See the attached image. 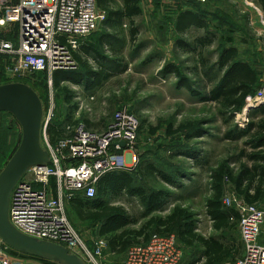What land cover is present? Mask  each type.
Returning <instances> with one entry per match:
<instances>
[{"label":"rangeland","instance_id":"rangeland-1","mask_svg":"<svg viewBox=\"0 0 264 264\" xmlns=\"http://www.w3.org/2000/svg\"><path fill=\"white\" fill-rule=\"evenodd\" d=\"M193 2L141 0L142 14L135 20L137 37L134 42L130 41L127 26L122 28L120 35L124 43L121 57L128 67L127 72L95 86L92 91L70 82L61 84V88L72 95L73 105L78 108L82 102L86 107L78 112L75 109L71 121H66L68 106L64 94L54 88L53 78L50 79L46 72L10 81L4 76L6 60L0 57V86L15 83L28 86L40 100L43 111L51 100L55 106L53 125L60 128L79 121L101 130L115 113L125 110L132 114L139 125L138 162L132 170L125 169V172L132 175L134 186L140 187L147 196L161 192L164 200L155 211H148L139 198L122 192L119 196L106 197L104 203L124 211L133 221L126 230L132 232L141 231L152 219L166 218L176 208L184 210L192 217L194 234L232 247V255L222 263L230 264L243 255L238 225L234 222L225 232H215L205 206L212 194L213 171L224 167L234 176L241 167L251 165L247 157L253 151L247 146V139L239 136L253 122L252 109L251 113L244 110L251 103H246L239 113L229 114L216 103H205L201 99L207 97L221 77L215 65L224 47H234L238 58L254 69L259 76L255 94L261 90L264 84V25L256 11L259 8L256 0H205L201 6ZM187 9L206 21L207 32L215 38L213 44L202 51H194L195 40L204 37L205 31L193 28L180 35L176 30L177 14ZM102 29L100 22L84 42L95 40ZM178 41L183 42L185 48L178 45ZM168 65L175 67L178 76L166 73ZM179 77L189 84L194 94L182 87ZM90 96L94 101L88 99ZM77 97L80 100H76ZM152 129H155L154 134ZM168 129L177 132L169 136ZM21 140L19 123L11 114L0 112V173L18 150ZM40 144L45 147L42 130ZM154 169L167 175L176 185L163 183L154 174ZM233 192L236 193L234 185L225 178L223 194L227 196ZM257 206L264 210V189ZM67 213L74 229L91 244L92 237L99 235L102 222H80L69 206ZM181 226L179 222L168 232L175 235L183 253L181 264H205L202 246L196 243L189 246L179 240ZM144 231L147 238L157 234L155 225ZM141 241L143 239L130 243L127 249ZM6 254L11 264H62L50 258L32 257L10 247ZM125 254L110 255L109 260L122 261Z\"/></svg>","mask_w":264,"mask_h":264},{"label":"built area","instance_id":"built-area-1","mask_svg":"<svg viewBox=\"0 0 264 264\" xmlns=\"http://www.w3.org/2000/svg\"><path fill=\"white\" fill-rule=\"evenodd\" d=\"M104 17L96 0H0V57L6 60L5 78L13 81L46 72L51 79L54 72L76 70L74 54ZM260 22L264 25L262 18ZM88 99L94 101L92 96ZM247 104V112L264 104V84ZM84 108L81 102L77 112ZM54 111L50 100L41 124L48 163L30 168L14 186L8 208L10 225L24 236L65 248L85 264H181L183 253L172 234H154L127 249L122 261L113 262L103 238L92 237L89 244L74 229L68 202L94 199L102 176L136 166L139 125L132 114L122 110L101 130L84 122L67 123L63 135L51 143L46 131L53 124ZM222 205L236 211L243 246V255L230 264H264V210L235 192L224 196ZM7 249L0 244V264H11Z\"/></svg>","mask_w":264,"mask_h":264},{"label":"trees","instance_id":"trees-1","mask_svg":"<svg viewBox=\"0 0 264 264\" xmlns=\"http://www.w3.org/2000/svg\"><path fill=\"white\" fill-rule=\"evenodd\" d=\"M256 3L264 18V0H256ZM96 4L98 10L105 14L101 33L96 36L95 40L82 43L74 54L76 70L53 73L54 88L64 94V101L68 106L66 121H71V114L77 107L72 104V95L67 89L61 88V84L70 82L80 85L86 91H92L96 88L95 86L125 73L128 68L126 64L121 65L124 43L120 39L124 22L129 25L128 32L131 42H134L138 35L134 19L142 14L141 0H96ZM175 22L176 30L180 35H185L192 28L206 32L204 37L195 40L194 51H202L213 44L215 38L207 32L206 21L194 11L185 10L178 13ZM180 44L185 48V44L178 41V45ZM106 54H110V56ZM215 67L221 73V77L209 91L207 97L201 100H204L205 103H216L226 113H239L258 88V74L246 62L238 58L237 50L234 47L221 48ZM165 70L168 74L178 76L172 65H168ZM179 78L183 82L182 87L194 94L189 84L181 77ZM251 112L250 116L253 122L249 123L247 129L239 135L240 138L247 139L246 144L253 151V154L247 157L251 164L250 167H241L238 174L234 176L224 167H219L211 173L212 194L206 202L205 208L206 215L212 222L215 232H225L234 222L237 225L238 220V215L233 208H225L222 205L225 178L230 180L237 195L248 204H257L263 197L264 104L257 109H252ZM63 129V127L60 128L59 125L53 124L47 127L46 134L51 143L63 135ZM176 132L168 129L167 134L173 136ZM151 133L154 134L155 129H152ZM153 171L163 183L169 186L176 185L164 173L155 169ZM121 192L139 198L148 211L157 210L164 200V195L161 192L147 196L140 187L134 186V180L130 173L116 171L107 173L98 180L97 194L94 199L88 201L83 198H74L68 203L69 208L80 222H102L99 237L107 242V249L111 254L122 255L126 253L130 243L138 242L141 239H143L141 243L146 242L148 238L144 236V230L150 226L155 225L157 234H169L170 229L181 222L179 240L189 246L195 243L202 246L206 258L205 264H222L232 255V247L224 246L215 239L206 240L194 234L192 217L186 211L178 208L164 219L150 220L148 225L139 232L127 231L126 228L133 224V221L125 215L121 208L107 206L104 203L106 197L119 196L122 194Z\"/></svg>","mask_w":264,"mask_h":264},{"label":"water","instance_id":"water-1","mask_svg":"<svg viewBox=\"0 0 264 264\" xmlns=\"http://www.w3.org/2000/svg\"><path fill=\"white\" fill-rule=\"evenodd\" d=\"M0 112L11 114L22 129L19 148L0 173V244L32 257L50 258L62 264H84L65 248L24 236L10 225L8 208L14 186L30 168L45 166L48 154L40 144L42 105L28 86L20 83L0 86ZM119 146L125 148L124 143Z\"/></svg>","mask_w":264,"mask_h":264},{"label":"crops","instance_id":"crops-1","mask_svg":"<svg viewBox=\"0 0 264 264\" xmlns=\"http://www.w3.org/2000/svg\"><path fill=\"white\" fill-rule=\"evenodd\" d=\"M148 1H150V0H148ZM189 1H190V2L192 1V2H193V0H189ZM186 2H187V1H186ZM193 3H194V2H193ZM195 4H196V5H199V6L203 5V3H196V2H195ZM258 7H259V6H258ZM187 10L192 11V10H190V9H187ZM256 11H257L258 13H260V16H261V17L259 16V20H260V18H262V19L264 20L261 9L258 8V9H256ZM192 12H193V11H192ZM104 15H105V14H104ZM138 18H139V17H138ZM206 18H207V17H206ZM136 19H137V18H136ZM136 19H134V25H135V20H136ZM126 26L129 27L128 23H127V22H124L122 28H123V27H126ZM192 29H193V28H192ZM128 31H129V28H128ZM109 32H111V31H109ZM128 33H129V32H128ZM136 37H137V36H136ZM129 39H130V38H129ZM123 54H124V52L122 53V55H123ZM106 55L109 56V54H106ZM122 55H121V56H122ZM121 59H122V57H121ZM122 61H123V59H122ZM124 64H125L124 62L121 63V65H123V66H124ZM127 68H128V67H127ZM126 72H127V71H126ZM123 74H124V73H123ZM118 76H119V75H118ZM127 173H129V172H127ZM224 196H225V195L223 194V197H224ZM221 201H222V200H221ZM68 203H69V202H68ZM256 205H257V204H256ZM67 207H68V204H67ZM98 236H99V235H98ZM99 238H101V237H99ZM112 254H113V253H112ZM124 254H125V253H124ZM124 254H122V255H124ZM113 255H114V254H113ZM122 255H120V256H122Z\"/></svg>","mask_w":264,"mask_h":264}]
</instances>
